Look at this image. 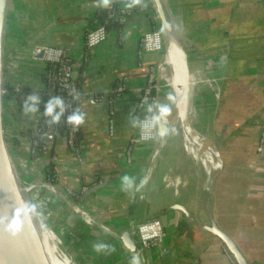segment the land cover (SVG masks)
<instances>
[{"label": "crops", "instance_id": "1", "mask_svg": "<svg viewBox=\"0 0 264 264\" xmlns=\"http://www.w3.org/2000/svg\"><path fill=\"white\" fill-rule=\"evenodd\" d=\"M91 1L14 0L8 13L4 82L11 92L4 104L5 133L21 179L34 184L31 199L38 212L45 220L73 231L72 239L85 264H130L136 254L142 264H235L222 240L205 229L211 220L235 238L253 264H264V152L258 150L264 124V0H169L187 37L193 76L213 77L207 80L209 86L204 82L193 86L206 94L205 100L197 102L199 108L206 102L207 114L202 112L195 121L190 117L195 129L207 136L202 143L206 140L217 150L210 179L200 167L198 147L176 131L186 129L195 138L179 119L175 84L171 87L178 108L170 104L168 83L159 80L155 89L158 108L170 107L169 116L175 122L162 154L152 163L154 142L133 144L138 131L133 118L153 116L148 106L138 109L149 67L160 64L165 54L161 73L176 80L171 55L165 51L139 54L143 35L162 27L150 0H145L144 7L133 8L125 24H111L106 41L85 59L87 30L104 11L89 8ZM119 4L126 7L125 0ZM41 46L66 47L74 63V85L90 93L80 100V111L85 113L79 139L81 158L68 148L63 136L44 142L32 156L30 133L41 114L39 110L25 115L22 105L28 95L39 94L44 87L46 63L35 55ZM121 82L126 91L115 100L111 135L112 95L108 94ZM128 148L132 150L130 159ZM49 166L53 167L51 173ZM52 174L59 192L48 184ZM125 175L136 186L145 177L147 183L139 191L134 187L125 192L121 179ZM102 181L110 182L83 197ZM70 191L79 193L72 196ZM155 218L163 223L164 241L131 253L122 243L121 233L131 229L139 242L138 225ZM100 242L114 250L97 253L93 245Z\"/></svg>", "mask_w": 264, "mask_h": 264}, {"label": "water", "instance_id": "2", "mask_svg": "<svg viewBox=\"0 0 264 264\" xmlns=\"http://www.w3.org/2000/svg\"><path fill=\"white\" fill-rule=\"evenodd\" d=\"M8 1L9 0H0V264H47L39 242V236L41 233H43V231L51 229L48 228L39 212H37L34 217L26 221L23 231L13 234L8 229V224L12 221L16 207L24 201L33 202L29 193V186L21 179L10 153L4 125V40ZM151 2L160 19L162 28L165 30L168 36L174 38L175 44L179 43L185 52L184 74L186 76L188 86L185 90V93L183 94L184 116L181 115V111L179 110V119H181L182 122L186 123L187 125H190L189 128L193 129L190 124V115L192 110V80L190 79L191 77L193 79V74L189 67L190 47L187 40L181 38V30L178 28L179 25L176 23L167 1L151 0ZM87 6L89 8H98L96 6L95 0L91 1ZM182 33L184 35L183 31ZM35 55L39 58H43L44 47H38L35 50ZM92 98L94 101V96H92ZM157 117H159V119H157V137L154 142V148L152 152V163H154L159 158L160 151L169 137L172 126L175 123L174 117L167 116L162 117V119L159 115ZM249 123L250 121L243 124L233 133V136L241 132ZM37 130L38 127L36 126L34 131L37 132ZM45 132V130L42 131V142L50 141L57 137L56 134L44 135ZM161 132H164L165 134L161 136ZM193 132L197 133L195 129ZM197 136L198 135L195 137ZM190 140H192V144L197 146L199 149H202V146L203 148L208 147L206 145L204 146L198 144L196 138L190 139L189 137V142ZM109 182L110 181H102L96 185H93L85 192L83 197L85 198V196L89 195L90 193L101 189ZM48 184L56 192L58 191L54 184ZM60 194L65 196V193L62 191ZM175 208L181 209L187 213V210L184 207L176 205ZM205 229L222 240L237 264H253L235 238L229 232L223 229L216 220H211L210 225H207ZM120 239L124 246L131 253L135 254L140 250L139 244L135 240L133 231L131 229H126L123 233H121ZM58 254V256H61L63 259L62 252L58 250ZM62 259L59 260L62 261Z\"/></svg>", "mask_w": 264, "mask_h": 264}, {"label": "built area", "instance_id": "3", "mask_svg": "<svg viewBox=\"0 0 264 264\" xmlns=\"http://www.w3.org/2000/svg\"><path fill=\"white\" fill-rule=\"evenodd\" d=\"M133 10L128 9L121 4L119 0L114 1L110 9H104L99 14L93 24L89 27L86 33V46L82 53L83 58L90 57L92 50L106 41L109 33V24L119 23L125 24L128 17L132 14ZM158 18V15H155ZM163 28L150 29L147 31L140 42L139 54L148 52H162L164 47ZM43 59L46 63V68L43 74L44 87L39 93L41 98L40 114L41 119L37 125L38 130L31 132L33 134L31 153L35 157L40 149L43 148L41 136L42 131L45 130L44 135L56 134L57 136H63L68 148L77 156L82 157L81 145H80V131L81 126L75 128L67 123V116L70 115L76 109L80 110V100L83 97L90 96L88 92H81L73 83V70L74 63L71 59L70 52L66 47L61 46H45ZM162 64L149 67V75L147 77L145 85L141 89V97L138 102V109L142 111L146 106L150 107L153 112L151 117L137 116L138 118V131L133 144L139 142H155L157 137V119H153L159 115L158 110V96L155 95V89L158 87V81L164 79V75H161ZM126 91V85L121 82L115 89H113L108 95H112L109 99V132L114 134L115 131V100ZM11 92L8 85H4L3 94L4 97ZM51 96H60L64 99L66 104V112L59 124H49L48 118L43 115L44 104ZM102 99V97H100ZM100 100V99H99ZM59 111V109H57ZM258 150L264 152V124L262 126L260 142ZM131 148L127 149V156L131 158ZM48 183H52L49 181ZM53 184V183H52ZM29 191L34 187L28 185ZM51 189H53L51 187ZM54 190V189H53ZM55 191V190H54ZM30 193V192H29ZM70 195L76 196L77 192H69ZM80 213L84 214L81 209ZM87 221L91 222L92 219L86 216ZM139 235V248L150 249L159 246L165 239L166 233L163 228V223L160 219H149L138 225ZM235 264H237L235 262Z\"/></svg>", "mask_w": 264, "mask_h": 264}, {"label": "clouds", "instance_id": "4", "mask_svg": "<svg viewBox=\"0 0 264 264\" xmlns=\"http://www.w3.org/2000/svg\"><path fill=\"white\" fill-rule=\"evenodd\" d=\"M126 7L128 9H133L136 7L146 6L145 0H125ZM96 6L101 9H110L114 3V0H95ZM41 98L39 94H30L28 95L22 105V109L25 115L35 114L40 108ZM59 109V111H57ZM66 104L62 97L60 96H51L47 102L44 104L43 115L48 118V123L59 124L62 117L66 112ZM160 116L167 117L171 114L172 109L167 105L160 106ZM137 118H133V127H138L139 124L136 123ZM153 119H159V117H154ZM85 122V113L76 109L70 115L67 116V123L69 125L78 128ZM164 132H161L160 135H164ZM123 190L129 192L134 187L136 191H139L147 183V177L141 180L140 185L136 186L135 181L128 175L123 176L122 178ZM38 212V206L36 203L31 201H24L20 203L14 212L12 221L8 224V229L13 234L19 233L24 230L26 221L34 217ZM94 250L97 253L100 252H109L114 249L111 248L109 244L100 242L93 245ZM130 264H142V260L139 254L133 255L130 261Z\"/></svg>", "mask_w": 264, "mask_h": 264}, {"label": "bare ground", "instance_id": "5", "mask_svg": "<svg viewBox=\"0 0 264 264\" xmlns=\"http://www.w3.org/2000/svg\"><path fill=\"white\" fill-rule=\"evenodd\" d=\"M166 1H167V4H168L171 12H172V15H173L174 19L176 20V23H178L179 26H181L180 23H179V20H178V13H176L172 9L169 0H166ZM163 33H164L163 34L164 35V51L172 56L173 63H174V66H175L176 80L172 81L171 79H169L171 81V83L175 84L177 89H178L179 108H178V104H177L178 102L177 101H176L175 107H177L181 111V115L184 116L183 94L185 93V90L187 89V86H188L187 79H186V76L184 74L185 73V71H184V69H185L184 68L185 52L181 48L179 43H177V44L174 43V38H171L170 36H168L164 29H163ZM183 36L186 37L185 35H183ZM187 65H188V62H187ZM175 96H176V94H175ZM159 116H160V111H159ZM162 117L163 116H160L161 119H162ZM202 138L203 137L196 138L197 143L200 144V145L202 144ZM204 149H206V148H204ZM217 156H218L217 150L213 146H209L207 150L202 152L201 158L199 159L201 161V166L200 167H202L203 170L207 171V173H208V179L211 178L212 172L214 170L213 168H215L214 162H215V158H217ZM208 183H210V180H208ZM62 201H63V199H62ZM91 225H93V224H91ZM52 231L51 230H45V231H43V233H41L42 236L41 235L39 236V242H40L42 251L44 253V256L46 258L47 264H72L70 255L66 252V250L65 251L61 250V248H60L61 246L59 244V241L56 239V236L54 235V233H52ZM58 250L60 252H62L63 259L65 261L61 258V256H58L59 255L58 254ZM57 256H58V258H57ZM59 259L60 260L62 259V261H60Z\"/></svg>", "mask_w": 264, "mask_h": 264}, {"label": "rangeland", "instance_id": "6", "mask_svg": "<svg viewBox=\"0 0 264 264\" xmlns=\"http://www.w3.org/2000/svg\"><path fill=\"white\" fill-rule=\"evenodd\" d=\"M13 1L14 0H9L8 1V6H7V17H8V13H9V11H10V9L12 8V5L14 6V4H13ZM150 2H151V0H150ZM151 4H152V2H151ZM152 6H153V4H152ZM154 8V7H153ZM156 15H157V13H156ZM7 22V21H6ZM178 24V23H177ZM179 25V24H178ZM179 28V30H181V26H179L178 27ZM161 29H162V27H161ZM180 33H181V35H182V37L181 38H184L185 40H186V38L187 37H184L183 36V34H182V30L180 31ZM164 36V35H163ZM164 49V48H163ZM164 51V50H163ZM163 51H162V53H163ZM191 51V50H190ZM163 55V54H162ZM161 63H165V59H164V55H163V61L161 62ZM161 75H163V74H161ZM210 75V76H209ZM209 75H198V76H196V77H194L193 78V84L191 85V93H192V110H191V115H190V117H191V120L192 121H195V120H197L200 116H201V114H202V112L204 113L203 114V116H205L206 114H207V108L205 107V104H206V102H204V105L201 107V108H199V105H198V102H197V100L199 101V100H205V97H206V94L204 93V92H202L201 90H199V91H197V90H194V88H193V86H194V84H199L200 82H204L206 85H208L209 86V82L207 81L208 79H210L212 76H211V74H209ZM164 77V79L162 80V81H164L165 83H168V86H170L171 87V85H173L172 83H171V81H169V77L167 76V75H164L163 76ZM213 78V77H212ZM215 78V77H214ZM211 85V84H210ZM204 88H205V86H204ZM201 89V88H200ZM177 93H178V89H177ZM169 95H171L172 97H171V106L173 107L175 104H176V96H175V94H174V92H173V89H172V87H171V90H170V94ZM178 96H179V94H178ZM204 98V99H203ZM178 99H179V97H178ZM7 100L8 99H6L5 97H4V104H6V102H7ZM157 110H159V108L157 109ZM175 111V110H174ZM201 111V112H200ZM157 112H159V111H157ZM191 124V126H192V128L193 129H191L190 128V130H191V132H192V134L194 135V137L196 136V135H198L197 137H204L203 139H205L207 136L205 135V133H203L204 131H200L199 129H195L196 127L194 126V124L193 123H190ZM188 127H190V125H187ZM196 130L197 131V133L196 132H193V130ZM176 131L177 132H179V133H181V137H182V139H183V137L185 138V140L187 141V138H188V141H189V137L190 136H188V132H187V130L186 129H184V130H182V129H179V130H177L176 129ZM196 137V138H197ZM190 139H193V137H190ZM207 139V138H206ZM191 141V144H192V140H190ZM206 141V140H205ZM204 141V142H205ZM7 142H9L8 140H7ZM182 142H183V140H182ZM202 143V145H206V146H208V144L205 142V143ZM8 146L10 147V142L8 143ZM164 146V145H163ZM183 147H184V145H183ZM209 147V146H208ZM208 147H206V149H204L203 148V146H202V149H201V151L199 150V148L197 149V153H198V159H200L201 158V154H202V152L203 151H205V150H207L208 149ZM162 150H163V148L161 149V151H160V154H162ZM199 161V160H198ZM199 163H200V161H199ZM201 164V163H200ZM27 185H29V184H27ZM33 190V189H32ZM32 190L31 191H29L30 192V196L32 195ZM53 190V189H52ZM80 209V208H79ZM85 212V211H84ZM82 214V213H81ZM83 216H85L84 214H82ZM42 217V216H41ZM43 220H44V222L46 223V225L48 226V228H50L51 230H53V233H54V235L56 236V239L59 241V244H60V248H61V250H63V251H65L66 250V252L70 255V258H71V261H72V264H85L84 263V261H83V259H82V257H81V255H79V245H77V243L75 242V241H73V231H71L70 229H68L67 227H64V226H62V225H56V224H54L55 222H49V220H45L44 219V217H43ZM56 225V228L54 227ZM69 231V232H68ZM41 235V234H40ZM42 236V235H41ZM73 256V257H72Z\"/></svg>", "mask_w": 264, "mask_h": 264}, {"label": "trees", "instance_id": "7", "mask_svg": "<svg viewBox=\"0 0 264 264\" xmlns=\"http://www.w3.org/2000/svg\"><path fill=\"white\" fill-rule=\"evenodd\" d=\"M112 24H113V23H112ZM110 25H111V23H110L108 26L110 27ZM12 92H13V91H12ZM5 98L8 99V98H9V94L6 95ZM30 138H31V139L33 138V134H32V133H30ZM43 144H44V143H43ZM48 170H49L50 173L53 172V167H52V166H49ZM50 177H51L50 180L52 181L53 174H52ZM52 182H53V181H52ZM77 193H79V192H77Z\"/></svg>", "mask_w": 264, "mask_h": 264}]
</instances>
